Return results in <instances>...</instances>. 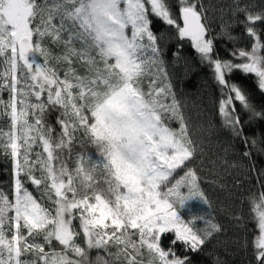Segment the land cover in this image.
Masks as SVG:
<instances>
[{"label":"snow or ice","instance_id":"6c2138e0","mask_svg":"<svg viewBox=\"0 0 264 264\" xmlns=\"http://www.w3.org/2000/svg\"><path fill=\"white\" fill-rule=\"evenodd\" d=\"M230 8L243 14L237 23L252 43L221 59L203 0H177L178 14L165 0H0V115L9 120L0 154L11 161L13 181L11 198L0 190V264H192L188 253L219 226L192 211L209 201L190 166L197 145L152 24L174 28L211 68L222 124L251 158L257 142L249 147L236 102L250 119L264 120V111L229 78L251 76L264 93V8L241 0ZM229 27L222 33L231 39ZM51 112L58 128L47 120ZM84 142L95 151L74 154ZM260 177L264 169L247 203L264 264Z\"/></svg>","mask_w":264,"mask_h":264},{"label":"trees","instance_id":"16d2710c","mask_svg":"<svg viewBox=\"0 0 264 264\" xmlns=\"http://www.w3.org/2000/svg\"><path fill=\"white\" fill-rule=\"evenodd\" d=\"M165 2L173 13H177V0ZM203 2L208 8L205 23L209 34L216 37L215 49L220 58L230 59L234 49H250L252 40L247 36L244 25L237 23V20L244 19L243 14L236 17L232 15L230 5L233 0ZM241 2L249 4L253 11L264 8V0ZM227 25H231L227 29L231 33V39L222 33V27ZM152 28L162 49L168 80L177 100L180 101L190 135L197 145L196 157L190 166L199 176L200 187L209 205L199 204L200 207H193L192 211L219 226V231L206 240L201 250L188 253L192 264H259L256 258V243L260 232L253 216L250 215L247 198L250 193L258 191V172L264 169V151H261L264 149V120L250 119L249 113L236 102L237 114L243 124V134L249 139V147L252 139L257 142L256 147L252 149L251 158L244 157L245 145L242 138L233 136L222 124L218 113L221 86L215 81L211 68L200 61L199 55L188 40L177 38L174 28L156 18H153ZM258 31L264 32V24L259 25ZM49 47L53 55L60 54L61 49L54 45ZM229 79L247 94L257 111H264V93L256 88L254 78L236 72ZM2 97L6 100L8 93L4 92ZM56 116V112H51L47 120L58 128L55 124ZM8 124V118L0 115V130L7 131ZM172 127H178V124L173 121ZM77 135L79 136V133ZM72 151L75 154L95 150L84 142L83 147L79 143L74 144ZM252 164H255V171L250 170ZM12 183L11 161L0 154V190L7 192L10 198ZM26 186L33 190L30 183ZM237 217L241 219L238 220ZM169 239L170 234H165L162 237V246L167 247ZM177 251L181 255L184 252L179 246ZM92 255H95V251Z\"/></svg>","mask_w":264,"mask_h":264},{"label":"rangeland","instance_id":"374dc122","mask_svg":"<svg viewBox=\"0 0 264 264\" xmlns=\"http://www.w3.org/2000/svg\"><path fill=\"white\" fill-rule=\"evenodd\" d=\"M193 207L199 208V207H200V205H199V204H196V203H194V204L192 205V208H193Z\"/></svg>","mask_w":264,"mask_h":264}]
</instances>
